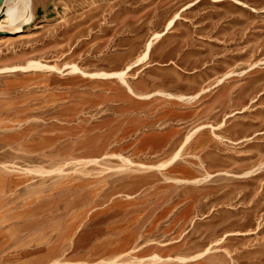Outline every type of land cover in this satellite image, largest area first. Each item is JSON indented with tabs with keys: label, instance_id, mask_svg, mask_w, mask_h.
Returning <instances> with one entry per match:
<instances>
[{
	"label": "rangeland",
	"instance_id": "1",
	"mask_svg": "<svg viewBox=\"0 0 264 264\" xmlns=\"http://www.w3.org/2000/svg\"><path fill=\"white\" fill-rule=\"evenodd\" d=\"M26 1L0 21L11 264H264V0Z\"/></svg>",
	"mask_w": 264,
	"mask_h": 264
},
{
	"label": "bare ground",
	"instance_id": "2",
	"mask_svg": "<svg viewBox=\"0 0 264 264\" xmlns=\"http://www.w3.org/2000/svg\"><path fill=\"white\" fill-rule=\"evenodd\" d=\"M11 4L7 7L5 14H6V18L9 22L10 25L15 24L18 20H19V7L18 5H16L17 0H11ZM30 8V7H29ZM28 8V0L26 1V14L23 16V18L25 19V21L30 24L32 21V14L27 13V11L29 10ZM2 28L1 24H0V29ZM11 39V38H8ZM8 41V40H6ZM35 69H39V68H43L42 65H36L34 66ZM115 75L124 82L125 85H127V88L129 89L130 92H132L131 87L127 84L124 75L125 73H115ZM100 76H104V77H108L111 76V74H107V73H103L100 74ZM133 93V92H132Z\"/></svg>",
	"mask_w": 264,
	"mask_h": 264
},
{
	"label": "crops",
	"instance_id": "3",
	"mask_svg": "<svg viewBox=\"0 0 264 264\" xmlns=\"http://www.w3.org/2000/svg\"><path fill=\"white\" fill-rule=\"evenodd\" d=\"M11 2H12L11 0H6L3 11L7 9V7L11 4ZM16 5H17V3H16ZM1 15H2V12L0 11V16ZM32 18H33V15H32ZM0 24H1V26H3L2 23H0ZM67 230L71 231V227H68V224H67ZM7 239L8 238L6 237V231L3 227V221L0 218V264H11V261H12L11 253L8 252L4 248L6 243H8Z\"/></svg>",
	"mask_w": 264,
	"mask_h": 264
},
{
	"label": "water",
	"instance_id": "4",
	"mask_svg": "<svg viewBox=\"0 0 264 264\" xmlns=\"http://www.w3.org/2000/svg\"><path fill=\"white\" fill-rule=\"evenodd\" d=\"M5 2L6 0H0V11L2 12V15L0 16V21H2V19H4L6 17L5 11H3L4 6H5Z\"/></svg>",
	"mask_w": 264,
	"mask_h": 264
}]
</instances>
